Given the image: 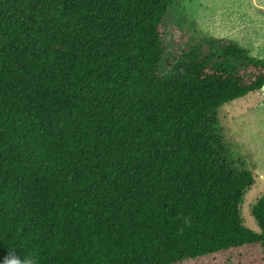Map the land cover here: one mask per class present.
I'll list each match as a JSON object with an SVG mask.
<instances>
[{"label": "trees", "instance_id": "obj_1", "mask_svg": "<svg viewBox=\"0 0 264 264\" xmlns=\"http://www.w3.org/2000/svg\"><path fill=\"white\" fill-rule=\"evenodd\" d=\"M179 1L0 0V260L12 248L37 264L264 250V200L256 233L241 213L255 179L219 128L224 106L264 90V59L219 41L164 77Z\"/></svg>", "mask_w": 264, "mask_h": 264}, {"label": "rangeland", "instance_id": "obj_2", "mask_svg": "<svg viewBox=\"0 0 264 264\" xmlns=\"http://www.w3.org/2000/svg\"><path fill=\"white\" fill-rule=\"evenodd\" d=\"M166 35L167 55L161 68L168 79L176 77L196 54L212 53L219 41L237 43L248 56L264 59V0H180L169 14ZM219 128L230 162L255 179L241 213L245 226L260 233L253 213L264 200V90L224 106ZM184 264H264V250L254 246Z\"/></svg>", "mask_w": 264, "mask_h": 264}, {"label": "clouds", "instance_id": "obj_3", "mask_svg": "<svg viewBox=\"0 0 264 264\" xmlns=\"http://www.w3.org/2000/svg\"><path fill=\"white\" fill-rule=\"evenodd\" d=\"M0 264H37L34 257L25 256L23 257L17 255L16 248H12L8 251V254L0 260Z\"/></svg>", "mask_w": 264, "mask_h": 264}]
</instances>
